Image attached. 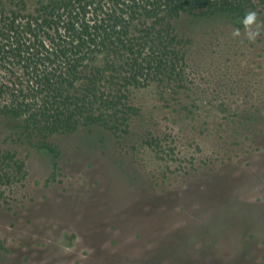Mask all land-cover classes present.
<instances>
[{
	"label": "rangeland",
	"instance_id": "rangeland-1",
	"mask_svg": "<svg viewBox=\"0 0 264 264\" xmlns=\"http://www.w3.org/2000/svg\"><path fill=\"white\" fill-rule=\"evenodd\" d=\"M261 16L181 21L189 80L133 89L123 138L84 129L45 151L0 122L23 162L0 171V264H264Z\"/></svg>",
	"mask_w": 264,
	"mask_h": 264
},
{
	"label": "trees",
	"instance_id": "trees-1",
	"mask_svg": "<svg viewBox=\"0 0 264 264\" xmlns=\"http://www.w3.org/2000/svg\"><path fill=\"white\" fill-rule=\"evenodd\" d=\"M263 13L264 0H40L31 9L0 0V122L45 151L54 136L84 129L123 138L139 113L133 89L177 96L189 80L181 21L246 24ZM144 143L161 140L150 132ZM11 160L0 151V171ZM12 162L19 172L23 162Z\"/></svg>",
	"mask_w": 264,
	"mask_h": 264
},
{
	"label": "clouds",
	"instance_id": "clouds-1",
	"mask_svg": "<svg viewBox=\"0 0 264 264\" xmlns=\"http://www.w3.org/2000/svg\"><path fill=\"white\" fill-rule=\"evenodd\" d=\"M250 15V18L252 17V16H254V14H249Z\"/></svg>",
	"mask_w": 264,
	"mask_h": 264
}]
</instances>
